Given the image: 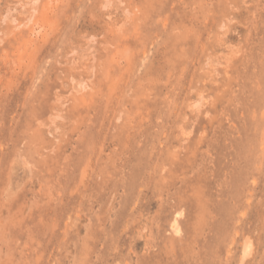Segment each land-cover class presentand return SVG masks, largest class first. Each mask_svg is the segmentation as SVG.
Listing matches in <instances>:
<instances>
[{"label": "rangeland", "instance_id": "1", "mask_svg": "<svg viewBox=\"0 0 264 264\" xmlns=\"http://www.w3.org/2000/svg\"><path fill=\"white\" fill-rule=\"evenodd\" d=\"M0 264H264V0H0Z\"/></svg>", "mask_w": 264, "mask_h": 264}, {"label": "bare ground", "instance_id": "2", "mask_svg": "<svg viewBox=\"0 0 264 264\" xmlns=\"http://www.w3.org/2000/svg\"><path fill=\"white\" fill-rule=\"evenodd\" d=\"M174 219H176V218H174ZM173 222H175V220L173 221ZM173 225V224H172ZM173 228V227H172ZM175 230V229H174Z\"/></svg>", "mask_w": 264, "mask_h": 264}]
</instances>
